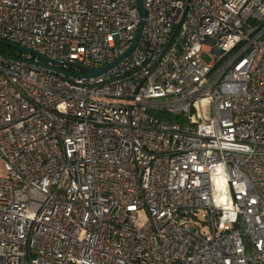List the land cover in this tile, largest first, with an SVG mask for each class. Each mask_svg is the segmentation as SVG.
<instances>
[{
	"label": "built area",
	"instance_id": "built-area-1",
	"mask_svg": "<svg viewBox=\"0 0 264 264\" xmlns=\"http://www.w3.org/2000/svg\"><path fill=\"white\" fill-rule=\"evenodd\" d=\"M143 6L99 76L0 53V264H264V0ZM139 20L0 0V39L90 68Z\"/></svg>",
	"mask_w": 264,
	"mask_h": 264
},
{
	"label": "water",
	"instance_id": "water-1",
	"mask_svg": "<svg viewBox=\"0 0 264 264\" xmlns=\"http://www.w3.org/2000/svg\"><path fill=\"white\" fill-rule=\"evenodd\" d=\"M136 7H137V10L139 12L140 20H139L138 27L136 29V33H135V36H134V39H133L131 45L128 47V49L125 52H123L115 60H113L110 63H108L106 65H103L101 67L90 68V67H86V66H83V65L75 63V62H68V61H62V60H53V59L48 58L47 56H45L44 54H42V53H40V52H38L36 50L29 49V48H26V47H22L20 45H17V44H14L12 42H9V41H6V40H2V39H0V44L8 46L10 48H13L14 50H17V51H23V52H26V53H30V54H32L34 56H37L43 62V66H45V67H47L49 69H52V70H54L56 72H62V73H65L66 75H70V73L62 71L61 69H59L58 67H55L54 65H50L49 62H51L52 64H60V63L67 62V63H69L71 65H75L80 70H82L83 73H82L81 76H83V77L99 76V75L104 74L106 71H108L109 69H111L115 65H117L121 60H123L125 57H127L136 48V46H137V44H138V42L140 40V37H141V34H142V29H143L144 22H145V20H144L145 8L143 6V0H136Z\"/></svg>",
	"mask_w": 264,
	"mask_h": 264
},
{
	"label": "rangeland",
	"instance_id": "rangeland-1",
	"mask_svg": "<svg viewBox=\"0 0 264 264\" xmlns=\"http://www.w3.org/2000/svg\"><path fill=\"white\" fill-rule=\"evenodd\" d=\"M201 58L206 63H210L213 59V57L211 55H208L206 52L201 53ZM148 112L159 117V118H163V119L179 118V117H176L175 115H173L171 113H168L164 110H160V109H156V108L149 109Z\"/></svg>",
	"mask_w": 264,
	"mask_h": 264
},
{
	"label": "trees",
	"instance_id": "trees-1",
	"mask_svg": "<svg viewBox=\"0 0 264 264\" xmlns=\"http://www.w3.org/2000/svg\"><path fill=\"white\" fill-rule=\"evenodd\" d=\"M0 53L4 55H13L15 54V50L13 48L0 44Z\"/></svg>",
	"mask_w": 264,
	"mask_h": 264
}]
</instances>
